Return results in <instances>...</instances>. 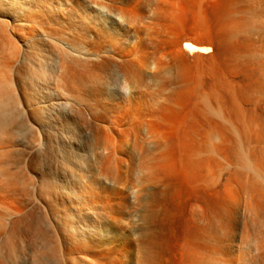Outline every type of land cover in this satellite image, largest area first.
<instances>
[{"label": "bare ground", "instance_id": "6f19581e", "mask_svg": "<svg viewBox=\"0 0 264 264\" xmlns=\"http://www.w3.org/2000/svg\"><path fill=\"white\" fill-rule=\"evenodd\" d=\"M247 2L220 67L188 41L196 64L153 54L125 0H0V264H264V0ZM169 223L186 230L167 252Z\"/></svg>", "mask_w": 264, "mask_h": 264}, {"label": "rangeland", "instance_id": "374dc122", "mask_svg": "<svg viewBox=\"0 0 264 264\" xmlns=\"http://www.w3.org/2000/svg\"><path fill=\"white\" fill-rule=\"evenodd\" d=\"M125 1L128 2L131 6L130 18L128 19V30L130 32L136 29H139V28L143 29L146 26H149L153 28V30L156 33H158L157 36L159 37L156 39V41L158 42L154 43V45L151 47V50H150L153 54H156L159 57H161V55L163 56L166 53H168L169 55L172 54L174 56L178 54L177 55L178 57H180L179 55H181L182 57V55L185 54L184 57L185 58L187 57V59L190 62L194 61V64H196L198 61V64L201 62V65L206 64V62L204 63V59L207 57L208 59L211 58L209 61H207L208 63L209 62L212 63V61L213 63L222 61L221 64H219L220 62L217 64L215 63V64L216 66L220 65V67H222L224 65L223 67H225L226 62L224 58L226 57L223 58V56H225V53L227 52L225 51L227 50L226 49L227 46H225L226 44L225 41H222L224 34L222 35L220 34L224 31L223 27L225 26V25L223 26L224 23L222 21L226 23L225 17L223 16L227 10L228 12L232 10L233 5H234V8L235 7L240 8L244 4H246L247 1L249 2L250 0H247V1L243 0L245 2H243L242 0H241L242 2L240 0H238V2H236L237 0H125ZM248 4H251V2ZM114 7L115 8L118 7V4L114 5ZM228 12H226L225 16H227ZM221 24L223 27L221 26ZM218 27H219V30H218ZM220 29L222 31H220ZM187 41L192 42L196 44L197 46L210 47L213 51H211V53L209 54L207 53L204 55L201 53L203 56L200 54L201 56L200 57L201 59H200L198 57L199 52L198 53L195 52L198 54L196 56V55H193L195 53L192 54L188 52L187 50L185 51V49H183L182 45L184 42H187ZM224 46H225V49L222 48ZM215 49H218L219 52ZM222 49L224 52L221 51ZM207 51L210 52L209 50ZM219 53L220 55H223L224 53L222 58L219 56H218L219 58L217 57ZM208 55L210 56L208 57ZM194 56H196L195 59L196 58L199 59V60L196 59V63H195ZM214 56L220 60L218 61ZM208 59H205V61ZM191 64L194 65L193 63ZM215 64H212V65H215ZM181 215L178 216L179 218L177 217V222L178 220H181L184 222V219L183 220L182 218L180 219ZM181 217L184 218V215ZM175 220L174 221L172 220V222H175ZM179 223H176L178 225L174 223L170 224L171 227L170 225L168 227L171 228V230L168 227H166V229L164 230L165 231L167 230L166 232L167 234L165 233V231H162V239L164 238L163 236H165L166 238V239L164 238V243H163L164 247L167 249L170 246L167 252H169V249L171 250V248H174L175 246L174 242L177 243V241H175L176 237L177 236L181 237L182 234H184V231L186 230V227H185L183 233L181 234L180 232L182 231V228L184 227H181L182 225H180ZM184 223H183V226H184ZM172 228H175V229H172ZM176 231L177 232L179 231L180 235H178ZM163 233H165V235H163ZM165 244L169 246H165ZM171 245H174V246L171 247Z\"/></svg>", "mask_w": 264, "mask_h": 264}]
</instances>
